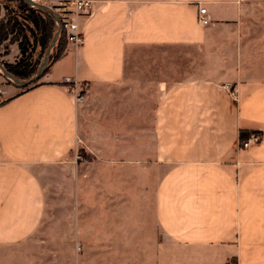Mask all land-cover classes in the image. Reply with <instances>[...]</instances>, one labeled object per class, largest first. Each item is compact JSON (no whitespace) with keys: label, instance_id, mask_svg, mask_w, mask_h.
I'll return each instance as SVG.
<instances>
[{"label":"crops","instance_id":"0c3cea01","mask_svg":"<svg viewBox=\"0 0 264 264\" xmlns=\"http://www.w3.org/2000/svg\"><path fill=\"white\" fill-rule=\"evenodd\" d=\"M91 1L36 85L0 80V264H264V0ZM143 45L197 75L126 84ZM54 198L77 206L54 222Z\"/></svg>","mask_w":264,"mask_h":264},{"label":"trees","instance_id":"16d2710c","mask_svg":"<svg viewBox=\"0 0 264 264\" xmlns=\"http://www.w3.org/2000/svg\"><path fill=\"white\" fill-rule=\"evenodd\" d=\"M0 8L2 10V16L0 17L2 53L8 54L10 46L14 43L18 49L16 60L5 62L3 66L15 78L26 80L33 76L39 68L45 50L58 25L53 14L38 5L28 3L26 0H0ZM53 8L55 10L56 6H53ZM67 43L65 31L60 28L57 39L50 50L45 70L40 78L47 72L49 66L64 53ZM40 78L26 86H19L12 80L7 79L13 85L26 90L36 85ZM248 135L249 133L240 131V141L246 140Z\"/></svg>","mask_w":264,"mask_h":264},{"label":"rangeland","instance_id":"374dc122","mask_svg":"<svg viewBox=\"0 0 264 264\" xmlns=\"http://www.w3.org/2000/svg\"><path fill=\"white\" fill-rule=\"evenodd\" d=\"M37 1V0H36ZM15 44V43H14ZM12 46V45H11ZM8 54L2 53V47L0 46V62H14L18 56V49L15 47L11 49ZM55 52V50H54ZM200 59L201 56L196 53L195 49L187 46H135L131 48L126 54V65H125V80L126 84L131 83L132 80L138 81V85L144 88L146 81H155L162 77V75H170L172 77H193L197 75L196 66L194 60ZM184 62V63H183ZM193 62V63H192ZM184 64V65H183ZM180 67V69H179ZM185 68V69H184ZM41 79V78H40ZM39 79V80H40ZM0 80L2 85L12 84L10 80L5 78L0 73ZM38 80V81H39ZM13 85V84H12ZM144 85V86H143ZM80 89L84 86L78 84ZM21 87H15V90H19ZM145 89V88H144ZM85 159H90L89 155L85 154L83 150L78 149L75 154V162H81ZM66 195V193H64ZM51 201V200H50ZM53 203V201H51ZM82 200L79 201L78 205H81ZM118 200H110V205H117ZM146 200H144V207L147 208ZM129 205V204H128ZM54 222L57 221L58 211L65 212L67 208L77 206V200L74 198H54ZM64 211H63V210ZM62 210V211H61ZM65 217V216H62ZM77 250V246L75 248ZM111 249V248H109ZM112 253L115 254V248ZM115 251V252H114ZM81 250L79 251V253Z\"/></svg>","mask_w":264,"mask_h":264},{"label":"built area","instance_id":"2783aa9c","mask_svg":"<svg viewBox=\"0 0 264 264\" xmlns=\"http://www.w3.org/2000/svg\"><path fill=\"white\" fill-rule=\"evenodd\" d=\"M92 5L91 0H63L55 8L59 16L60 28L65 31L67 42L74 47L81 45L83 41L82 34L79 31L77 17L83 12L87 11ZM197 21L201 25H206L209 22V18L206 15L205 6H198L197 8ZM65 82L68 83L69 91L74 95L76 102H81L84 97V92L78 84L71 78L65 77ZM224 88L232 95H236L235 89L228 84L224 85ZM0 90V96L2 95ZM260 139V135L256 132L250 133L246 140L239 141V145L242 148L248 147L251 143H256Z\"/></svg>","mask_w":264,"mask_h":264},{"label":"water","instance_id":"95a60500","mask_svg":"<svg viewBox=\"0 0 264 264\" xmlns=\"http://www.w3.org/2000/svg\"><path fill=\"white\" fill-rule=\"evenodd\" d=\"M28 3L32 4V5H38L44 9H46L47 11H49L51 14H53L54 16V19L58 25V28L57 30L55 31L51 41L49 42L46 50H45V53H44V56L42 58V61L40 63V66L39 68L37 69L36 73L31 76L30 78L26 79V80H19L17 78H15L14 76H12L6 69L5 67L3 66V64L0 62V72L3 74L4 77L12 80L15 84L19 85V86H26L28 84H31L32 82H34L35 80H37L38 78H40L41 74L44 72L45 70V67H46V64H47V60H48V57L50 55V50L51 48L53 47L56 39H57V36H58V33L60 31V21H59V16L57 14V12L54 10L53 7L51 6H48L46 4H43V3H40V2H37L35 0H26Z\"/></svg>","mask_w":264,"mask_h":264}]
</instances>
